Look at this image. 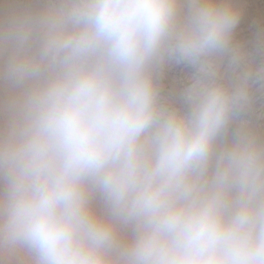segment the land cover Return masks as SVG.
I'll use <instances>...</instances> for the list:
<instances>
[{
	"label": "clouds",
	"instance_id": "obj_1",
	"mask_svg": "<svg viewBox=\"0 0 264 264\" xmlns=\"http://www.w3.org/2000/svg\"><path fill=\"white\" fill-rule=\"evenodd\" d=\"M244 13L0 0V264H264V30L238 40Z\"/></svg>",
	"mask_w": 264,
	"mask_h": 264
},
{
	"label": "rangeland",
	"instance_id": "obj_2",
	"mask_svg": "<svg viewBox=\"0 0 264 264\" xmlns=\"http://www.w3.org/2000/svg\"><path fill=\"white\" fill-rule=\"evenodd\" d=\"M245 13L237 30V39L250 41L258 30H264V0H244ZM184 73H170L165 84L169 88L180 87Z\"/></svg>",
	"mask_w": 264,
	"mask_h": 264
}]
</instances>
